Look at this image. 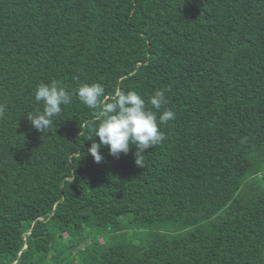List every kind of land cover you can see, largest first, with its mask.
I'll list each match as a JSON object with an SVG mask.
<instances>
[{
  "label": "trees",
  "instance_id": "trees-1",
  "mask_svg": "<svg viewBox=\"0 0 264 264\" xmlns=\"http://www.w3.org/2000/svg\"><path fill=\"white\" fill-rule=\"evenodd\" d=\"M53 81L175 118L96 163L75 94L27 119ZM0 106V264H264V0H0Z\"/></svg>",
  "mask_w": 264,
  "mask_h": 264
},
{
  "label": "clouds",
  "instance_id": "clouds-1",
  "mask_svg": "<svg viewBox=\"0 0 264 264\" xmlns=\"http://www.w3.org/2000/svg\"><path fill=\"white\" fill-rule=\"evenodd\" d=\"M75 94L79 101L90 109L99 110L97 115L100 122L93 130L92 137H99V143L93 140L88 152L96 163H100L103 156L99 149L108 146L109 154L118 158L121 153L127 154L130 145L136 147V163L138 154L146 149L161 144L165 135L161 126L175 118L171 109H165L157 115L162 106L168 103L164 90H157L148 102L156 111L148 110L145 99L135 91L123 92L117 90L111 102L102 99L105 89L100 83L81 84L69 91L58 82L40 84L35 90V100L43 102V111L27 115L32 126L41 133H49L54 123L53 118L62 113V106L72 102ZM3 107L0 106V115ZM141 166V165H140Z\"/></svg>",
  "mask_w": 264,
  "mask_h": 264
}]
</instances>
